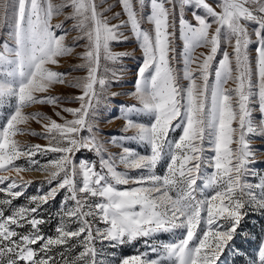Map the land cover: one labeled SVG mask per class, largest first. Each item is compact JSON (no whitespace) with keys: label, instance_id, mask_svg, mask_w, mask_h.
<instances>
[{"label":"snow or ice","instance_id":"6c2138e0","mask_svg":"<svg viewBox=\"0 0 264 264\" xmlns=\"http://www.w3.org/2000/svg\"><path fill=\"white\" fill-rule=\"evenodd\" d=\"M105 2L0 0V185L6 184L0 193L8 197L0 199V264H221L247 210L264 214V174L252 167L258 162L252 140L264 138V0H118L122 12L112 17L105 15ZM57 16L63 20L53 23ZM124 28L143 62L126 93L134 103L122 104L119 117L131 135L119 137L118 156L105 158L98 122L109 101L124 94L111 90L124 82L122 61L129 53L112 50L114 42H128ZM71 31L77 35L68 42ZM197 48L207 51L196 56ZM68 56L79 63L65 71L51 67ZM57 84L77 91L50 94ZM36 104L52 106L59 120L26 111ZM144 117L150 122H140ZM30 121L41 131L27 127ZM175 129L182 131L173 140ZM24 134L47 143L16 139ZM81 152L96 155L98 165L77 162ZM48 153L56 158L37 159ZM161 163L166 169L157 174ZM25 171L42 173L48 190L9 207L34 182ZM61 191L55 234L45 235L42 209ZM176 232L181 235L174 241L158 239ZM140 240L147 251L123 257H106L97 247L114 250ZM251 264H264V240Z\"/></svg>","mask_w":264,"mask_h":264},{"label":"rangeland","instance_id":"374dc122","mask_svg":"<svg viewBox=\"0 0 264 264\" xmlns=\"http://www.w3.org/2000/svg\"><path fill=\"white\" fill-rule=\"evenodd\" d=\"M209 2H212V0H209ZM148 3V0H146V5ZM104 8L108 9V11L105 13L108 17H112L114 13H121L122 9L121 6L118 3V0H106L105 4L103 5ZM147 11V8L145 9ZM186 17L191 19V13L189 11H186ZM125 17L121 14L120 19H124ZM63 20V16H57L54 18L53 23H57L59 21ZM112 23H117V20H112ZM72 22L68 21L65 23V28H70ZM142 26L144 30L151 31L152 26L144 21L142 23ZM121 31L124 32L125 35L129 36L128 42L124 43H113L112 50L116 52H127L129 53V57L123 59L122 63L126 65L127 67L123 70V83L115 84L112 87V91H119L124 94L119 95L113 99H111L108 103V108L101 112V116L103 117L98 122V127L100 129L99 136L100 138L105 141V147L107 148V153H105V158H107V154H118L122 151V148L119 146L120 141L119 137L124 135H131V133H125L123 131L124 127V120L120 119L121 115V105L122 104H131L134 103L133 100L130 99V97L126 94L129 90H132L135 85V79L137 74V69L139 65L143 62V56H142V50L139 48L138 43L135 41V38L131 36V33L128 29L124 28L121 29ZM77 33L75 31H71L68 34V42H71L72 38L76 36ZM175 46L177 49V56L179 57V53L182 51L183 43L179 36V25L177 21V28H176V36H175ZM81 48H77L76 51H81ZM230 50V49H229ZM207 49L205 48H197L195 50L194 55L199 56L200 53L206 52ZM251 51V48H250ZM222 56V51L218 53V57ZM218 62V60H217ZM79 63L78 58L75 56H68L61 58L59 67L57 66H51L55 70L58 71H65L69 64ZM117 68L119 65L116 66ZM176 67L178 69H182L183 65L179 61L176 62ZM195 67V65H194ZM71 75L73 76H82L84 75L83 72H72ZM214 77H210V79H213ZM181 83L186 87L187 81L182 80ZM76 89L67 88L63 85H55L50 89V94L52 95H69L72 93H75ZM66 107H76V104H65ZM59 110V109H57ZM28 112L32 111H40L43 113H46L48 116H51L53 119L59 120L58 117L54 115V111L52 106L49 105H31L29 108L26 109ZM65 116H68L67 113L64 114ZM257 118H259V114H256ZM68 118H71L68 116ZM3 120V114H0V121ZM140 122L143 123H149L150 118L144 117ZM27 127L34 129L35 131L39 132L41 131V125L35 121H30ZM182 129H175L171 134L170 138L175 140L179 138V135L181 133ZM86 134V133H85ZM117 138V143L113 144L111 143L112 138ZM17 140L21 142H26L30 144H41L44 145L47 143V141L41 137L32 136L29 134L24 135H17ZM252 144L254 146L255 151V158L258 161L255 163L253 167V171L257 173L264 174V138H255L252 140ZM123 146L130 147L135 149L136 151H139L141 153H145L148 151L147 147L143 144H140L138 142L134 141H123ZM205 147L210 149V145L205 144ZM209 156H211L213 153L209 150L207 153ZM50 158H56V154L54 153H48L47 156H38L37 159H39L41 162H45L47 159ZM87 158L90 161H94L98 165V157L94 155L93 153L89 152H81L77 154L76 160L77 162L82 159ZM18 164H25L24 160H20L17 162ZM118 170H123V165L118 164L117 165ZM166 169V164L161 163L158 165L156 171L157 174H163L164 170ZM8 174V173H3ZM12 175H15V173H12ZM24 178L32 179L34 182L29 185L24 192V195L15 199L13 201V206H21L26 205L28 203V198L32 195H35L38 193V190L40 193L46 192L48 190V185L43 182V175L40 172L37 171H25L22 173ZM130 175H139L138 172H132ZM249 182L256 183L259 181V176H249L248 177ZM5 185H0V187H5ZM123 187V186H120ZM3 193H0V199H7ZM64 199V193L61 191L56 199L54 201H50L48 205H46L42 209V215L44 219L47 221L45 225L42 226V231L45 235H54V229L58 222V216L56 215L59 207L61 206V202ZM6 214L8 213V209H5ZM248 215H246L238 228V232L236 237L234 238V241L232 242V248L229 249L227 255H225L222 258L221 264H251V261L256 257V253L258 250L259 243L264 240V214H261L260 212H253L251 209H248ZM100 227H103L101 224ZM181 233L176 232L174 234H162L158 237L160 241H174L178 238H180ZM97 247L101 248L103 247L105 256L106 257H123V256H129L138 254L139 252L147 251L143 247V240L136 241L131 244H125L122 247L112 249L107 244L101 246L99 242H97ZM238 250L239 255H236L233 250ZM59 251H62V249H57L56 253ZM78 250H73V254ZM54 253L55 259L59 260V256ZM102 257H98L100 259Z\"/></svg>","mask_w":264,"mask_h":264}]
</instances>
